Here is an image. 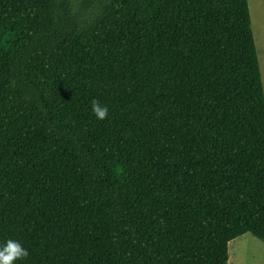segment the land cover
<instances>
[{
  "label": "trees",
  "instance_id": "1",
  "mask_svg": "<svg viewBox=\"0 0 264 264\" xmlns=\"http://www.w3.org/2000/svg\"><path fill=\"white\" fill-rule=\"evenodd\" d=\"M248 233L264 243L248 0H0L13 264H228Z\"/></svg>",
  "mask_w": 264,
  "mask_h": 264
},
{
  "label": "rangeland",
  "instance_id": "2",
  "mask_svg": "<svg viewBox=\"0 0 264 264\" xmlns=\"http://www.w3.org/2000/svg\"><path fill=\"white\" fill-rule=\"evenodd\" d=\"M249 4L264 82V0H249ZM228 264H264V243L249 233L234 239L229 245Z\"/></svg>",
  "mask_w": 264,
  "mask_h": 264
},
{
  "label": "clouds",
  "instance_id": "3",
  "mask_svg": "<svg viewBox=\"0 0 264 264\" xmlns=\"http://www.w3.org/2000/svg\"><path fill=\"white\" fill-rule=\"evenodd\" d=\"M91 110L99 120L107 117L108 108L99 101L93 100L91 102ZM27 256L28 250L16 240L7 239L0 243V264H13L14 261L21 260Z\"/></svg>",
  "mask_w": 264,
  "mask_h": 264
},
{
  "label": "crops",
  "instance_id": "4",
  "mask_svg": "<svg viewBox=\"0 0 264 264\" xmlns=\"http://www.w3.org/2000/svg\"><path fill=\"white\" fill-rule=\"evenodd\" d=\"M249 1V0H248ZM252 1V3H253V1L254 0H251ZM249 7H250V4H249ZM251 13V12H250ZM251 20H252V16H251ZM253 29V28H252ZM253 34H254V30H253ZM255 37V36H254ZM256 42V41H255ZM257 47V46H256ZM258 51V50H257ZM259 56V55H258ZM260 61V60H259ZM260 67H261V65H260ZM261 72H262V68H261ZM262 78H263V76H262ZM264 83V82H263Z\"/></svg>",
  "mask_w": 264,
  "mask_h": 264
}]
</instances>
